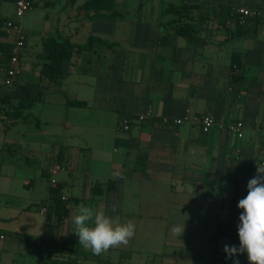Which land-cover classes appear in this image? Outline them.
Returning a JSON list of instances; mask_svg holds the SVG:
<instances>
[{
  "label": "crops",
  "instance_id": "1",
  "mask_svg": "<svg viewBox=\"0 0 264 264\" xmlns=\"http://www.w3.org/2000/svg\"><path fill=\"white\" fill-rule=\"evenodd\" d=\"M187 1L208 12L178 36L162 11ZM86 2L31 0L14 88L0 55V107L17 106V86L41 97L27 121L0 119V264H264V0H114L112 19ZM220 6L258 15L232 39ZM13 14L0 0V25ZM90 37L101 43L75 51L58 84L41 77L45 40ZM14 40L0 28L1 44ZM203 115L224 129L173 123ZM236 121L241 139L226 128ZM53 163L62 221L40 213ZM156 224L163 240H150Z\"/></svg>",
  "mask_w": 264,
  "mask_h": 264
},
{
  "label": "trees",
  "instance_id": "2",
  "mask_svg": "<svg viewBox=\"0 0 264 264\" xmlns=\"http://www.w3.org/2000/svg\"><path fill=\"white\" fill-rule=\"evenodd\" d=\"M113 2L114 0H88V2L85 3L82 9L94 11L96 14L93 18L95 19H112L114 17L120 16L113 10ZM194 9L202 11L201 6L187 1L186 3H183L181 5L169 4L163 9L162 13L165 15L174 16L175 19L168 21L167 23H169L170 25L174 24V33L176 35L186 37L188 36V34L191 35L190 33H192V30L194 31L195 29L190 19V14ZM216 11L235 22L236 32L231 35L232 39L243 33L241 28H243L244 25H240L238 23V15L235 9H229L220 6L219 8H216ZM207 12V10L202 11V13ZM95 43L100 44L101 41L94 37H90L85 45L79 46L72 44L67 40L63 42H58L54 39L45 40L43 43V47L46 62L41 69V77L54 84H58L59 80L63 77L64 74L63 65L70 61L74 52H80L86 49H90ZM11 47L12 44L8 45L0 43V55H2V59L5 63H7L10 58ZM240 68L241 64L239 62L238 56L236 55L234 56L232 62V70L238 72ZM15 91L17 94H21L17 106L9 110H4L0 107V119L1 116L6 118L7 124L15 123L17 121H27L30 116H24V111L30 109L31 106L41 98L40 93L37 96H33L26 88L23 87L17 86ZM8 102V98H2L0 100V105ZM66 106L74 108H84L87 105L84 102L67 101ZM31 122H33L36 127L40 125V121L35 118H32ZM160 124L166 125L167 123L160 121ZM49 189L50 198L41 207H45V215L48 219L54 215L57 221H62L68 215L67 207L69 201H63L61 199L62 192L59 186H57V188H51L49 186Z\"/></svg>",
  "mask_w": 264,
  "mask_h": 264
},
{
  "label": "built area",
  "instance_id": "3",
  "mask_svg": "<svg viewBox=\"0 0 264 264\" xmlns=\"http://www.w3.org/2000/svg\"><path fill=\"white\" fill-rule=\"evenodd\" d=\"M31 2L30 0H14V14L13 17L10 19L5 20L1 25L0 28L3 32L12 33L15 35V40L12 43L11 47V55L6 63L5 69V83L7 85H11L13 79L16 77L18 72L20 71V58L25 48V34L21 27V19L23 16L30 10ZM238 15V23L240 25H245L247 20L258 15V12H254L245 8H239L236 10ZM150 116L147 115H140L137 118V121L143 122L146 117ZM182 121H188L190 123L196 124L202 128L204 132H207L211 129H224V125L218 123L215 118L211 115H203V116H185L182 120H174L173 123L175 125H179ZM164 123H167L165 120ZM227 130L234 134L237 138L241 139L243 137V128L244 125L240 121L229 123L226 126ZM129 130L128 123L120 124V131L126 132ZM65 170L63 165L58 163H53L51 167L48 169V178H49V186L51 188H57V175L60 172ZM61 199L63 201H67L68 198L62 194ZM40 213L45 215L46 209L45 207L40 208ZM2 238V237H0ZM41 243V241H39Z\"/></svg>",
  "mask_w": 264,
  "mask_h": 264
},
{
  "label": "rangeland",
  "instance_id": "4",
  "mask_svg": "<svg viewBox=\"0 0 264 264\" xmlns=\"http://www.w3.org/2000/svg\"><path fill=\"white\" fill-rule=\"evenodd\" d=\"M20 74L21 73L19 71L18 74L16 75V77L13 79L12 84H11L12 88H14V86H15V79L17 77H19ZM142 231H144V230L142 229ZM151 231H152L153 237H151L150 240H163L162 239V232H161V229H160L159 225L157 226V224H156L153 228H151Z\"/></svg>",
  "mask_w": 264,
  "mask_h": 264
}]
</instances>
